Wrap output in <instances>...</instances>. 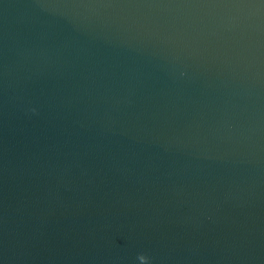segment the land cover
<instances>
[{
  "label": "water",
  "instance_id": "obj_1",
  "mask_svg": "<svg viewBox=\"0 0 264 264\" xmlns=\"http://www.w3.org/2000/svg\"><path fill=\"white\" fill-rule=\"evenodd\" d=\"M264 264V0H0V264Z\"/></svg>",
  "mask_w": 264,
  "mask_h": 264
},
{
  "label": "clouds",
  "instance_id": "obj_2",
  "mask_svg": "<svg viewBox=\"0 0 264 264\" xmlns=\"http://www.w3.org/2000/svg\"><path fill=\"white\" fill-rule=\"evenodd\" d=\"M137 258L139 261H142L143 264H150V258L145 254H140Z\"/></svg>",
  "mask_w": 264,
  "mask_h": 264
}]
</instances>
